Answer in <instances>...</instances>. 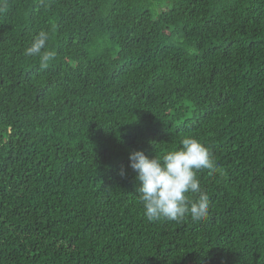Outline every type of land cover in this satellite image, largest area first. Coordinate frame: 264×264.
I'll use <instances>...</instances> for the list:
<instances>
[{
  "label": "trees",
  "instance_id": "obj_1",
  "mask_svg": "<svg viewBox=\"0 0 264 264\" xmlns=\"http://www.w3.org/2000/svg\"><path fill=\"white\" fill-rule=\"evenodd\" d=\"M5 4L0 264H264V0ZM188 136L210 213L150 222L129 154Z\"/></svg>",
  "mask_w": 264,
  "mask_h": 264
},
{
  "label": "clouds",
  "instance_id": "obj_2",
  "mask_svg": "<svg viewBox=\"0 0 264 264\" xmlns=\"http://www.w3.org/2000/svg\"><path fill=\"white\" fill-rule=\"evenodd\" d=\"M6 7V4L0 6V13ZM49 40V34L40 31L24 53L38 57L42 68H46L55 56L48 50ZM180 145L162 157H149L142 150L129 154L130 168L136 173L135 179L140 185L138 191L144 214L150 222L167 220L179 223L188 217L195 222L210 213V199L200 185L198 173L207 170L212 175L218 171V166L198 138L185 137ZM119 174L125 177L126 171L121 169Z\"/></svg>",
  "mask_w": 264,
  "mask_h": 264
}]
</instances>
